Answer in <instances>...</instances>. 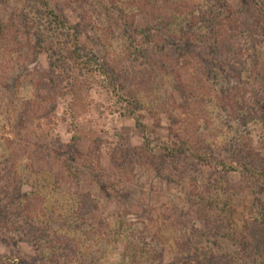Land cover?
Wrapping results in <instances>:
<instances>
[{
  "label": "rangeland",
  "instance_id": "rangeland-1",
  "mask_svg": "<svg viewBox=\"0 0 264 264\" xmlns=\"http://www.w3.org/2000/svg\"><path fill=\"white\" fill-rule=\"evenodd\" d=\"M246 2L48 0L54 11L82 30L80 46L87 60L109 73L115 63L130 73L129 56L136 57L126 49L120 12L136 15L141 28L146 23L142 13L156 29L170 18L174 31L164 35L168 42L165 56L187 66L190 73L203 67L209 74L212 61L219 56L213 57L211 50L201 55L203 47L214 44L221 27L233 32L229 23L232 13L250 10ZM27 4V0H0V23ZM257 29L254 41L261 48L259 66L263 68L264 28ZM28 40L25 35L20 37L26 50ZM242 40L247 45L252 42L246 30ZM52 41L47 47L49 54L39 52L28 68V81L15 93L6 95L5 77L0 80V171L6 166L16 168L23 193L32 195L44 209L42 220L49 219L54 230L74 240L80 254L90 258L89 264H187L188 260L209 264L224 255L233 256L234 264H240L251 255L245 230L256 217L255 198L264 201V179L254 176L245 180L237 174L221 178L216 168L219 162L238 164L252 153L264 156V133L246 132L244 111L238 102L224 100L222 83L204 88L195 84L193 92H184L168 76L161 81L157 71L154 80L136 87L131 80L122 82L124 94H116L100 73H66V61L61 58L69 43L61 33ZM37 42L32 40L40 50L42 45ZM51 58L62 61L63 66L55 70ZM157 58L154 64L161 69V57ZM169 64L163 66H168L170 73ZM3 66L6 64L0 62V71ZM251 66L255 67L253 61ZM149 74L145 71L144 76ZM247 76L253 83L255 75L250 72ZM262 80L260 77L259 82ZM127 95L140 101V110L128 106ZM185 100L192 104L186 107ZM28 107L32 109L31 122L20 124V113ZM132 117L146 126L152 153L146 151L145 133ZM56 139L65 147L57 155L50 150ZM166 147L167 152L161 151ZM179 147L185 151L173 157L170 152ZM190 148L200 156H210L206 161L196 160ZM50 154L56 160L47 163ZM87 192L96 199L99 216L76 224L78 197ZM3 205L0 200V208ZM200 208L213 218L211 233H205L203 223L196 221ZM46 252L23 233L0 232V256L15 264H51L45 259Z\"/></svg>",
  "mask_w": 264,
  "mask_h": 264
},
{
  "label": "trees",
  "instance_id": "trees-1",
  "mask_svg": "<svg viewBox=\"0 0 264 264\" xmlns=\"http://www.w3.org/2000/svg\"><path fill=\"white\" fill-rule=\"evenodd\" d=\"M27 1L29 4L24 7L23 11L15 12L7 22L1 21L0 23V29H2L0 31V62L1 64H6V67L3 66L0 71V80H2L3 76L5 77L3 79L5 81L4 88L9 93L6 95L10 96L12 93H15L18 86L22 85L24 81H28V68L36 62L39 52L45 51L49 54L50 50L47 47L53 45L52 39L54 35L61 33L69 43V47L66 49V56L61 58L62 61H66V73L73 71L78 72L79 75H82L84 72L89 75L100 73L102 77L107 78L106 82L109 84L111 91L116 94L122 93L121 95L124 94L125 89L121 84L122 82L127 84L131 80L136 87L141 82L145 83L146 80L151 81V78L154 80V73L157 71L161 72V81L168 76L173 81H176L178 87L183 89L184 92H193L195 84L196 88H204V86L213 83H222L224 100L228 104L238 102L244 111L243 123L246 132L261 130L264 133V85L262 84L264 80V66L263 68L259 66V57H261L259 49L261 48L256 45L257 41H254L258 35L257 27L264 28V0H246V4L250 7V10H239L238 12L241 15H237L236 12L232 13V19L230 18L229 20V23L234 27L233 32L227 31L225 27H221L222 30L217 33L214 44H208L203 47L201 55L208 54V51L211 50L210 54L213 57L215 55L219 56L218 60L212 61L211 73L209 74L206 72L207 69L203 67L190 73L187 66L180 65L179 61L173 60L167 55L165 56L164 47L168 42L165 41L164 35L167 33L171 35L170 32L174 31L170 18L164 22L161 21L156 29L146 18L145 14L142 13L146 23L145 28H141V26L137 25L136 15L120 12L118 19L119 23L123 26L126 49L130 52L131 56L135 54L136 57L129 56L131 61H128L133 66L130 73L120 70L115 62L114 70L112 73H109L102 66L99 69L95 68L90 63L91 60H87V55L80 46L82 30L77 26L69 24L65 16L54 11L49 6L48 0ZM245 30L250 33L252 38L250 45L245 44L242 40ZM235 31H240L241 35H237ZM22 35H25L29 39L28 50L20 42ZM32 40L40 41L39 43L37 42V44L42 45L40 50L32 44ZM254 51H256L255 54ZM157 57H161V69H156L157 67L154 64L156 59H159ZM138 60H141V62ZM51 61L55 70L63 66H61L62 61L59 62L52 58ZM252 61L255 67L251 66ZM197 62L200 63L199 61ZM10 63H14V65L10 66ZM165 63H170V73L168 72L169 67L163 66ZM200 66H202L201 63ZM142 67H144V70H142ZM145 71L150 72V74L144 76ZM250 72L255 75L253 83L250 81V77L247 76ZM152 75L153 77H151ZM260 77L263 78L262 82H259ZM191 79L192 82L190 81ZM29 83L28 85L31 86V82ZM0 84H2V81ZM249 85H251L250 88ZM1 94L5 96L4 92H1ZM121 97L123 99V96ZM238 99L241 102L237 101ZM125 102L133 110L141 109L140 101L135 96L127 95ZM191 104L190 100H185L186 107ZM31 111L32 109L28 107L20 113V124L24 123V120L31 122ZM132 118H134L137 127L141 128L142 132L145 133L143 137L145 139L144 145L146 151L152 153L150 141L146 137V126L137 117ZM185 133L188 134V131ZM262 145L264 146V143ZM250 147L251 144L245 145L246 149ZM64 148L61 141L56 139L51 145L50 150L57 155L58 150H63ZM209 150L213 154V149L209 148ZM161 151L167 152L168 148H163ZM182 151L185 150L179 147L170 153L173 157H176ZM189 151L193 158L200 161H206L207 157L210 156V154L208 156H200L199 152H195L191 148ZM55 155L50 154L47 156L48 160L46 162L55 161ZM218 166L219 168H215L221 178L228 177L230 174H237L245 180H249L254 176L264 179V156L260 153H252L247 157V160H242L238 164L219 162ZM220 177L219 179H221ZM213 179L214 176L212 177ZM22 189V178L16 173V168L10 166L4 167L0 171V200L5 204L0 208V232H19L33 238L37 246L40 245L47 251L45 259L51 264H68L74 261L78 262V264H89L90 258H85L80 254V248L74 240L62 232L54 230L49 219L42 220L41 215H43L44 209L38 204L37 199H32V195L23 193ZM251 189L255 193L256 190ZM254 203L257 210L256 217L248 222L245 230V241L251 249L252 254L246 256L245 260H241L240 264H264V201L256 197ZM198 212L200 213L196 216V221L203 223L202 227H204L203 231L205 233H211L213 218L209 217V213L205 208H200ZM98 216L99 206L96 199L92 197V194L87 192L80 195L78 197L74 222L76 224H84V222L96 219ZM176 221L184 224L179 219ZM193 230L196 233H200L196 228ZM210 261L209 264L235 263L233 256L228 255L213 258ZM186 263L204 264L201 261L196 262L194 260H188ZM0 264L15 263L8 258L0 256Z\"/></svg>",
  "mask_w": 264,
  "mask_h": 264
}]
</instances>
